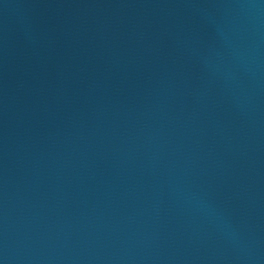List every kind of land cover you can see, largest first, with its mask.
<instances>
[{"label": "water", "instance_id": "95a60500", "mask_svg": "<svg viewBox=\"0 0 264 264\" xmlns=\"http://www.w3.org/2000/svg\"><path fill=\"white\" fill-rule=\"evenodd\" d=\"M0 264H133L84 175L1 58Z\"/></svg>", "mask_w": 264, "mask_h": 264}]
</instances>
